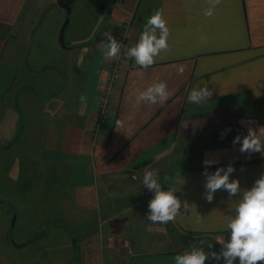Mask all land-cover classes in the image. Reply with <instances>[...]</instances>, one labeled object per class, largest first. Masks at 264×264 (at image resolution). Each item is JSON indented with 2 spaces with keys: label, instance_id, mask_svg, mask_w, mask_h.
Masks as SVG:
<instances>
[{
  "label": "crops",
  "instance_id": "obj_1",
  "mask_svg": "<svg viewBox=\"0 0 264 264\" xmlns=\"http://www.w3.org/2000/svg\"><path fill=\"white\" fill-rule=\"evenodd\" d=\"M56 1L0 0V150L7 166L17 163L19 171L20 161L33 157L55 168L77 229L87 219L94 222L87 236L76 239L85 251L79 264H173L184 252L160 238L159 223L143 219L149 199L145 169L158 170L162 188H177V197L191 205L171 221L172 228L228 239L225 219L235 214L240 197L218 190L208 203L204 161H215L209 173L232 164L230 179H238L241 190L264 175V153H241L240 144H233L249 127L264 134V0H221L210 17L204 15L208 0H76L68 47L50 61L42 58L41 45L27 53V44L39 33L48 2L67 15ZM157 10L170 30L169 49L147 70L124 54L104 126L93 139L97 101L113 60L103 57V33L118 40L128 23L132 46ZM159 81L167 83L169 99L138 105L139 93ZM203 83L213 92L211 100L190 104L188 93ZM173 167L177 172L167 182ZM182 178L185 183L177 185ZM111 241L124 248L107 249Z\"/></svg>",
  "mask_w": 264,
  "mask_h": 264
},
{
  "label": "rangeland",
  "instance_id": "obj_2",
  "mask_svg": "<svg viewBox=\"0 0 264 264\" xmlns=\"http://www.w3.org/2000/svg\"><path fill=\"white\" fill-rule=\"evenodd\" d=\"M66 3L71 8L66 16H63L65 13L61 14V10L56 5H51L49 2L47 4L49 6L41 9L44 21L40 22L39 33L33 36L32 41H28L27 53L29 51L32 53L33 48L41 45L40 47L45 51L41 54L42 58L50 60L57 57L55 52L60 50L58 33L66 19L69 22L64 29V44L68 47V35L72 31L75 18L76 0H67ZM101 14L105 17L107 15L106 12ZM61 17H63L62 22H60ZM100 22L101 19L95 24L97 28L101 25ZM47 38H49L48 42L45 40ZM30 64L33 67L36 65L32 59ZM2 152L4 151L0 150V264H79L81 256L85 257V251L79 248L76 239L82 235L87 236L92 231L90 229L94 222H89L91 220L87 219L81 229H77L76 225L79 224L77 215L72 214L68 199L62 200L58 191L61 188L55 182V168H46L41 163H36L35 158L31 157L28 160L25 157L26 159L20 161L23 165H20L19 171H14L18 164L16 163L12 168L7 166L5 159L2 158ZM177 169L173 167L165 176L172 177ZM63 183L67 193L68 182ZM144 189V195L149 199L145 198L143 205L148 208L154 193ZM147 211L149 212V209ZM147 215L148 213H145L143 217L146 221ZM160 226V238L168 237L172 241V244H169L171 248L185 251L190 245H199V241L203 240L202 247L205 252H211L208 249L209 244H212L217 252L221 250V245L216 242L217 236L187 235L172 228L171 222ZM105 246L115 253H119L120 249L124 248L121 245L115 246L113 241ZM213 260L209 259L206 262ZM107 264L117 263L108 261Z\"/></svg>",
  "mask_w": 264,
  "mask_h": 264
},
{
  "label": "clouds",
  "instance_id": "obj_3",
  "mask_svg": "<svg viewBox=\"0 0 264 264\" xmlns=\"http://www.w3.org/2000/svg\"><path fill=\"white\" fill-rule=\"evenodd\" d=\"M221 0H208L209 8L204 10V15H213V9ZM170 30L167 22L163 18L162 11H155L144 26L138 41L127 47L125 55L134 58L140 69L147 70L157 62L162 52L169 49L168 38ZM104 40L100 47L104 50V59H115L125 46L118 41L112 33L104 32ZM181 73L183 69L180 70ZM143 75V73H139ZM172 95L165 81L155 82L149 85L136 97V103L157 105L164 104ZM213 92L207 83L195 85L188 93L187 100L190 104L203 105L211 100ZM240 144L241 153H264V134L258 129L248 128L247 134L243 137L237 135L233 144ZM215 161L205 160V192L203 198L211 203L218 190H224L229 197H240L234 209V215L225 219V230L230 233L228 239L218 237L217 241L221 245L219 253L215 251L205 252L202 245L204 241H199V245L192 244L188 250L175 255L173 264H206L209 259L216 261L223 260V264H260L264 262V175L258 178L254 185L247 190H241L238 179H230L235 171L232 164L226 168L219 167L215 172L209 173L207 168ZM169 180L168 176L164 177ZM142 183L144 188L154 193L153 198L148 203L147 220L152 223L167 224L175 221L178 216L187 214L191 210V205L187 201H181L175 194L176 189L164 190L160 183L159 172L156 169H145ZM177 185H183L185 180H176ZM241 192L243 193L241 196ZM183 209V211H182ZM212 248V244L208 245Z\"/></svg>",
  "mask_w": 264,
  "mask_h": 264
},
{
  "label": "built area",
  "instance_id": "obj_4",
  "mask_svg": "<svg viewBox=\"0 0 264 264\" xmlns=\"http://www.w3.org/2000/svg\"><path fill=\"white\" fill-rule=\"evenodd\" d=\"M122 1L123 0H117L118 3H121ZM127 28L128 23H124L122 30L119 33L118 41H120L125 47L121 49L120 55L112 60L109 70L107 71L105 84L97 101L96 116L91 132L93 139H98L101 134V130L107 117L109 101L113 94L114 86L119 79V67L123 61V57L127 49Z\"/></svg>",
  "mask_w": 264,
  "mask_h": 264
},
{
  "label": "water",
  "instance_id": "obj_5",
  "mask_svg": "<svg viewBox=\"0 0 264 264\" xmlns=\"http://www.w3.org/2000/svg\"><path fill=\"white\" fill-rule=\"evenodd\" d=\"M56 4L61 7L66 9L67 14L70 13V7L65 3V0H57ZM69 20L66 19L65 22L62 24L60 31L58 33V44L62 48H67L64 44V29L68 25Z\"/></svg>",
  "mask_w": 264,
  "mask_h": 264
},
{
  "label": "trees",
  "instance_id": "obj_6",
  "mask_svg": "<svg viewBox=\"0 0 264 264\" xmlns=\"http://www.w3.org/2000/svg\"><path fill=\"white\" fill-rule=\"evenodd\" d=\"M208 249L210 250V251H215V252H217L213 247L212 248H209L208 247ZM220 252V251H219ZM219 252H217V253H219ZM237 263H239V261L237 260L236 261V264ZM206 264H223V260H220L219 262L218 261H216L215 259L212 261V262H206Z\"/></svg>",
  "mask_w": 264,
  "mask_h": 264
}]
</instances>
